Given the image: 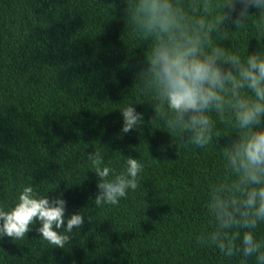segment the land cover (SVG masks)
I'll list each match as a JSON object with an SVG mask.
<instances>
[{"label":"trees","instance_id":"16d2710c","mask_svg":"<svg viewBox=\"0 0 264 264\" xmlns=\"http://www.w3.org/2000/svg\"><path fill=\"white\" fill-rule=\"evenodd\" d=\"M126 7L125 0H0V206L11 210L31 185L50 198L63 193L65 227L73 213L85 219L64 249L42 239L39 221L22 240L5 236L0 264H241L242 256L229 260L196 241L212 230L206 203L223 176L222 153L215 144H182L155 119L152 95L135 86L148 44L129 38ZM258 40L250 26L224 45L244 56L264 50ZM129 104L144 122L122 134L120 110ZM215 131L233 135L221 146L235 139L218 119ZM95 150L116 173L128 156L144 164L139 187L118 205L94 204L99 178L88 154ZM255 235L264 241V222Z\"/></svg>","mask_w":264,"mask_h":264},{"label":"clouds","instance_id":"9594fccd","mask_svg":"<svg viewBox=\"0 0 264 264\" xmlns=\"http://www.w3.org/2000/svg\"><path fill=\"white\" fill-rule=\"evenodd\" d=\"M125 3L129 38L148 44L135 86L152 95L155 119H163L166 131L182 144H215L222 153L223 176L210 186L206 203L212 230L197 236V243L215 247L229 260L242 256L241 264L249 258L264 264V241L255 235L264 222V50L241 56L224 45L232 33L250 26L264 40V0ZM253 8L257 11L250 14ZM120 111L122 134L143 124V113L132 104ZM217 119L235 133L223 146L220 139L233 135L221 137L215 131ZM88 160L99 178L96 207L118 205L139 187L144 170L140 158L126 157V168L119 173L104 164L99 150L89 153ZM62 197L22 186L11 210L0 206V239L22 240L39 221L42 239L64 249L85 219L82 211L73 213L65 227L67 201Z\"/></svg>","mask_w":264,"mask_h":264}]
</instances>
